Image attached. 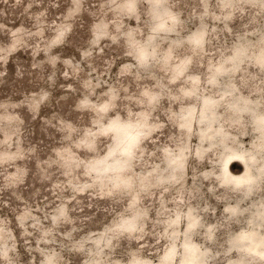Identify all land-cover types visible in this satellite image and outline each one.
<instances>
[{
    "label": "rangeland",
    "instance_id": "obj_1",
    "mask_svg": "<svg viewBox=\"0 0 264 264\" xmlns=\"http://www.w3.org/2000/svg\"><path fill=\"white\" fill-rule=\"evenodd\" d=\"M251 229L264 0H0V264H264Z\"/></svg>",
    "mask_w": 264,
    "mask_h": 264
},
{
    "label": "bare ground",
    "instance_id": "obj_2",
    "mask_svg": "<svg viewBox=\"0 0 264 264\" xmlns=\"http://www.w3.org/2000/svg\"><path fill=\"white\" fill-rule=\"evenodd\" d=\"M122 128L124 129L123 132L125 133L124 134L125 140H129V137L132 136L131 131L128 129V127L123 126ZM235 154H237V153H235ZM230 157H232V155L227 157L226 161L229 160ZM242 160H244V162L246 164L245 170L243 172H241V171L239 172V170H238V173H231L228 171V173H230V175L234 178L235 183H238V184L247 183V180L251 177V174L249 171L250 169L246 163L245 158H242ZM236 161L241 164V161H239V159L238 160L236 159ZM225 176H227L226 170H225ZM244 235H245V239L248 241L249 248L257 256L261 257L264 260V236L255 235L253 229L249 230V232L247 234H244ZM195 258H196L195 252L193 251L191 254V258L189 260L194 261Z\"/></svg>",
    "mask_w": 264,
    "mask_h": 264
}]
</instances>
